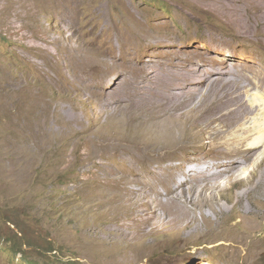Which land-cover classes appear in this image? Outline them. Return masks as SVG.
<instances>
[{"label": "rangeland", "instance_id": "rangeland-1", "mask_svg": "<svg viewBox=\"0 0 264 264\" xmlns=\"http://www.w3.org/2000/svg\"><path fill=\"white\" fill-rule=\"evenodd\" d=\"M256 1L0 0V264H25L24 256L48 264H264V251H256L264 246V191L258 201L244 196L240 212L235 196L252 164L227 192L214 194L212 208L194 210L203 225L198 234L189 225L178 234L116 242L121 218L102 199L115 186L151 179L159 158L142 159L133 174L128 156L102 150L105 140L97 136L102 129L115 135L119 123L105 93L141 88L148 72L164 82L187 71L199 82L210 76L194 100L210 94L213 79L240 90L255 108L242 125L250 131L260 111L251 97L264 96V23L254 25ZM239 23L253 29L247 35ZM196 140L171 163L169 171H182L178 178L186 158L207 151ZM205 141L214 145L212 136ZM256 154L259 160L264 149ZM133 222L126 219V239L139 226Z\"/></svg>", "mask_w": 264, "mask_h": 264}, {"label": "bare ground", "instance_id": "bare-ground-1", "mask_svg": "<svg viewBox=\"0 0 264 264\" xmlns=\"http://www.w3.org/2000/svg\"><path fill=\"white\" fill-rule=\"evenodd\" d=\"M254 6L256 12L252 19L257 21L254 24L256 26L264 23V2L257 0ZM237 28L244 29V33L248 35L253 29V24L239 23ZM262 34L264 36V30ZM197 77L200 76L187 71L164 82L159 74L148 72L141 77V88L133 87L125 91L122 87H117L105 93V102L113 103L111 106L119 123L117 122L115 131L112 130L115 135H111V131L100 130L97 136L105 140V143L101 140L104 143L102 150L111 154L127 155L131 160L129 171L133 174L141 166L142 159L159 158L151 179L160 186V189L155 187L151 179L129 188L113 186L114 188L109 190L110 194L107 193L102 203L99 202L107 212L121 218L116 224L118 225L116 242L130 243L134 238L144 241L153 238L157 233L178 234L189 225L193 226V231L198 234L197 231L202 224L196 222L194 210L200 207L199 204L211 206L214 194L222 193L228 189L229 184L237 183L236 174L251 164L249 176L239 182L243 189L237 193L234 191L236 201L239 203L249 194L258 201V196L264 191V155L256 160L257 150L264 149V96L260 93L252 95L251 102L252 104L255 102L260 111L259 116H253L250 131H246L242 125L255 114V108L245 103L241 91L228 89L224 86V81L215 86L218 80L213 79L207 84V87L212 89L210 94H202L194 100L196 92L200 90L199 84L211 78L201 76L204 79L199 82ZM132 85H136V81ZM214 124L220 126L219 129L209 131ZM237 127L242 131L234 135L233 131ZM210 136L214 138V145L208 146L205 140ZM196 138L201 141L199 147L201 149L206 147L207 151L202 154H195L193 151L194 156L190 155L188 158L186 156L189 163L183 170L184 176L178 178L182 171H169L171 163L175 158L181 157L182 152L193 149L197 145ZM234 143L235 145H232ZM194 186H197V189L190 194ZM237 210L239 212L242 210L240 203ZM260 215L264 216V212L262 211ZM128 218L139 225L134 229L135 233L130 239L125 237L127 228H132L126 223ZM200 218L208 225L206 218L201 216ZM179 220L186 223H178ZM162 224L166 226L160 227ZM261 244L257 250L255 247L248 252L264 251Z\"/></svg>", "mask_w": 264, "mask_h": 264}, {"label": "trees", "instance_id": "trees-1", "mask_svg": "<svg viewBox=\"0 0 264 264\" xmlns=\"http://www.w3.org/2000/svg\"><path fill=\"white\" fill-rule=\"evenodd\" d=\"M154 2V0H153ZM22 262H24L25 264H48L47 261H43V262H37L35 259L28 257V256H24L21 259Z\"/></svg>", "mask_w": 264, "mask_h": 264}]
</instances>
